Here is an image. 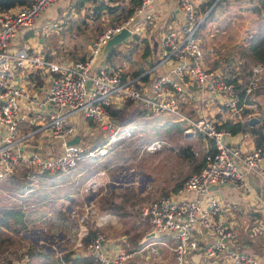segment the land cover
<instances>
[{"label":"built area","instance_id":"2783aa9c","mask_svg":"<svg viewBox=\"0 0 264 264\" xmlns=\"http://www.w3.org/2000/svg\"><path fill=\"white\" fill-rule=\"evenodd\" d=\"M57 1L61 0H30L14 8L0 7V178L19 166L50 172L74 169L85 158V151L86 156L95 154L83 142L82 117L95 119L108 135L114 131L116 120L111 107L126 99L142 103L148 110L171 113L185 126L184 131L201 134L203 163L173 192L159 195L145 206L154 234L142 246L126 249L116 243L109 248L104 244L106 234L97 232L85 244L86 252L98 264H129L137 256L151 258L153 263L165 258V247L172 254L168 264H197L198 254L202 257L199 264H264L257 254L237 243L233 222L223 216L222 199L213 191L215 186L233 183L242 193L255 194L259 202L255 210L260 212L264 226V140L244 147L225 123L235 119L254 90L264 84V65L253 64L243 86L242 76L230 79L209 66L199 31L208 11L201 9L198 0H172L181 9L179 24L168 27L156 60L135 75H123L120 68L101 64L99 57L107 39L122 27L131 29L129 36L139 34L141 21L154 19L156 0H139L122 21L105 24L82 59L59 61L27 44L19 46L25 41L24 32ZM22 67L34 71L43 68L51 74L42 97L28 92L20 79L22 72L14 77V71ZM208 101L214 103L213 109L206 106ZM34 107L48 118L38 119L39 126L32 132H47L52 141L60 142L57 151H47L48 144L30 149L23 143V117L27 113L30 123H35L30 114ZM77 134V142L66 143ZM164 142L155 138L146 149L156 151ZM252 177L259 181V193ZM93 210L88 206V213ZM0 264L6 263L0 260ZM7 264L22 262L13 258Z\"/></svg>","mask_w":264,"mask_h":264},{"label":"rangeland","instance_id":"374dc122","mask_svg":"<svg viewBox=\"0 0 264 264\" xmlns=\"http://www.w3.org/2000/svg\"><path fill=\"white\" fill-rule=\"evenodd\" d=\"M63 1L65 0L57 1L54 4ZM68 4L64 6L67 10L65 13L59 9L51 14V11L56 7L52 4L38 16L42 20L40 21L42 22L41 31L38 30V35H40L37 39L34 38L30 41L38 51L52 49L51 53L54 55L59 51V55L68 53V56H72V51L81 54L91 49L90 38L98 32L97 29L93 28L92 31L84 29L85 26L82 24L81 18L78 14L74 15L71 12V7ZM253 5L254 1L252 0L225 3L216 7L215 16L226 19V22L231 20V26L240 28L236 19L243 17L240 12L243 8L247 10L243 12L246 15L247 23L251 20L256 21V16L251 11ZM211 7L207 10L201 9L209 11ZM74 18L76 19L74 20ZM221 19L219 21L223 23ZM210 22L211 32L224 27L219 25L217 20L211 19ZM81 24L82 28L79 27ZM153 42L157 48L158 37ZM22 45L25 44L20 41L19 46ZM27 45L29 46V44ZM40 45H43V50L41 47H37ZM133 45V43L130 44L131 47ZM262 47L264 48V44ZM144 49L143 41L138 42V48L135 51L130 48L124 49L123 46L121 52L118 51L113 58L105 62L111 64L112 61H115L117 67L121 66V62L139 65L146 62V56L142 53ZM255 62L260 63V61ZM118 107L123 108V111L119 117L115 118L116 125H114V131L111 134L107 135L93 118L84 117L80 123L84 129L80 132L83 142L87 148L89 146L95 153L89 156L93 159L91 161L92 167L88 168L86 151L80 166L71 169L67 172L68 174L63 175L60 181L57 179L53 182L50 181V177H46L47 183L42 185L33 182L34 179L32 181L23 179L22 181L19 180L20 182L12 181L13 177L0 179V208H3L0 209V260L6 264L13 258H18L22 264H75L66 260L65 256L80 257L88 254L85 250L88 238H85L89 228L95 230V235L97 232H101L106 234L107 238L109 235L110 237L122 235L118 228L98 224L99 219L105 216H100V213L107 212L109 215V212H115L119 206H123L115 205L116 198H124L128 201L125 211L134 212L140 215L141 219L147 220L145 206L153 198L173 192L180 185L179 183H182L190 173L197 170L204 141L201 134L179 129L182 124H176L173 115L170 117L162 116L159 114L161 111L151 113V110L146 109L142 103H135L126 99L114 108ZM32 112L38 119L48 118L44 111H37L35 107ZM88 127H90V132ZM108 138H110L109 142ZM155 138L165 140L162 147L156 151L146 149V145ZM96 143L100 144L96 146ZM59 145L60 142L53 140L47 145L46 150L57 151ZM99 147H103L104 150L101 151ZM111 162L114 163L110 164ZM88 169L97 173L98 177L102 176V171H107L109 178L103 181L102 178L98 180L97 176H88ZM113 171L115 173L112 176L113 173L111 174V172ZM24 172L25 169H20L17 174L20 176ZM121 172L125 174L124 185L128 184L129 177L135 176V179L140 177L139 186L128 189H109L111 187L109 184L119 185L122 182L114 179ZM28 176L33 177L34 174L31 173ZM151 176L154 179L149 182L146 192L138 194L140 187L145 186L144 181ZM95 181H98L97 184L99 185L96 188H93V185L89 189L97 190L100 193H97V202L88 204V194L91 193H88V187ZM107 190H110V193ZM37 205H43L41 206L43 209H38ZM88 205H95L96 208L88 213ZM100 206H103L102 210ZM9 207L17 211L20 209L22 212L20 218L6 215L4 208L11 209ZM88 214L91 215L89 218ZM260 219L261 216L258 213L239 211L235 215L236 241L238 243L247 242L251 248L263 251L264 226L260 223ZM23 221L27 222L26 225ZM41 234L44 235V239ZM128 236L133 237V235ZM130 238H126L128 243L125 242V245L121 242L119 244L124 248L127 247L126 249L139 248L148 237L144 240L142 238V242L138 243L139 237L137 235L134 239L135 244ZM165 249L166 247L163 248L164 259L159 258L157 261L153 260L152 263L151 258L144 259V257L137 256L129 264H168L172 257H166L167 250Z\"/></svg>","mask_w":264,"mask_h":264},{"label":"crops","instance_id":"0c3cea01","mask_svg":"<svg viewBox=\"0 0 264 264\" xmlns=\"http://www.w3.org/2000/svg\"><path fill=\"white\" fill-rule=\"evenodd\" d=\"M69 1H71V0H69ZM69 1L65 0V4H64V2H58V3L53 4V5L64 6V5L68 4ZM100 1L101 0H98V1L97 0H85L84 4L82 5V7L80 9L75 8V5L73 3L74 0H72L68 4L69 7H71L70 8L71 12L74 13V15H77V14L79 15V17L82 20V24L85 26L84 29H87V31H88V29H89V31H92L93 28L96 30L99 23L102 25V27L105 24L111 23L110 19H111L112 15L110 14L108 7H103L100 10H96L95 4L99 3ZM122 1L124 2L127 0H122ZM198 1H200V5H201V2L206 1V0H198ZM104 3L109 4V5H115V4H119L122 2H121V0H104ZM16 5H19V4H15L10 8H14V7H16ZM156 6L158 8V11L156 12V15L154 16V19L149 20V21L142 20L141 26L138 27V28H141V31L140 32L135 31V32H139V34L133 32L134 35L127 37L126 39H124L120 43L113 46V47L118 46L119 50H117V52L118 51L121 52V50L123 49V46H124V49L130 48L131 50L134 49L133 51H135L138 48V42L143 41L145 49L142 51V53L146 56V62L141 63L139 65H136V64L133 65L129 59L128 60L130 63H124V62L122 63L121 62L120 63L121 66H119L118 68H120L123 75H129V74L135 75L138 72H140L142 68H144L146 66H150L156 60V58L159 54L161 37L165 34L168 27L175 26V25L179 24L181 9L179 8V5L175 1H172V0H156ZM57 8L58 7H55L54 10L51 11V14H54L56 12V10L58 11ZM7 9H9V8H7ZM62 11H64V13H65L67 10L65 9V7H63ZM67 13H69V12H67ZM100 18H101V21H100ZM75 19L76 18H74V20ZM74 20H73V22H74ZM40 21H42V20L38 18L35 25L33 27H30L29 29H27L24 32V36H23V39L25 41L24 42L22 41V44H29V47L32 48L33 50H37V48H36V46L32 45V43L30 41H32L34 38L37 39L38 36L40 35V34L38 35V30L41 31V26H42V22H40ZM82 24L79 26L80 28H82ZM88 24H89V28H88ZM84 29H83V31H84ZM229 29H227V30L215 29L213 32H211V34L209 33L210 34L209 37H215L216 41L218 43L222 44V46H230L231 45L232 48H235L234 45H232V44L237 43L238 38L235 35L237 32H234V30L232 29V31L230 32V35H228ZM97 33L98 32L94 33V36H91V38H90V44L91 45H92V41H93V39ZM140 35L142 36L141 39L139 38ZM156 37H158V40H159V44H158L157 48L155 47V44L153 42ZM131 43L134 44L132 47L130 46ZM212 45L213 44L210 40H208L206 42V44L204 43V46L206 49L207 64L209 66H212V67L219 69L223 73H226V69L224 68L225 62L223 61V58L220 57V54L217 52V50H214L212 48ZM37 47H41L42 50L44 48L43 45H40ZM113 47H112V49H113ZM112 49H111L110 53L112 52ZM51 50L52 49H48L46 51L43 50V51L49 57H53L54 59L59 60V61H61V60H63V61H76V60L82 59L81 58L82 55L86 56L87 53L90 51L88 49L87 51H85L81 54L77 53L76 51H72V56H70V55L68 56V53H63L62 55H59V51L54 55L51 53ZM110 53H109V55H110ZM109 55L105 59L100 60L101 64H103V63L109 64V63L105 62L106 60L110 59V58H108ZM131 60H132V58H131ZM214 60L218 61V65L214 64ZM112 62L115 63V61H112ZM112 62H111V64H112ZM239 62H240V60H239ZM115 65H117V63H115ZM235 67H236V72L233 73L232 77L239 74L238 65H236ZM135 70H137L138 72L133 73ZM14 72H16L14 77H18L22 72V76H20V79L22 81H24L23 82L24 84H26L28 92L30 91V94H32V95L34 94L33 92H36L35 94L38 97L43 96V94L45 93V88L47 86V82L51 80V74L46 72L45 69H43V68H38V69H35V71H34L33 69H28V67H22L20 69H16ZM239 75H241V74H239ZM190 101L192 103H195V100L192 98L190 99ZM252 101H253V104H252ZM257 103H258V105H260V108L258 110H253V111L246 112V113H244L242 110L236 114L235 119H228V120H226L225 123L227 124V121H231L232 123L240 122V121L249 123V119L251 116H257L260 120V117L262 115H264V104H263L264 103V93L255 92L252 95V99H249L244 107L250 106L251 104H252V106H256ZM206 106H208L210 109H213L214 103H210L208 101ZM31 111H30V114L34 116L36 121H35V123H33V122L30 123V115L27 116V113L24 114L22 125L20 128L21 133L23 135H26V138L24 139L23 143L25 144L26 147H29L30 149H36V148L42 149L43 146H46L47 144L49 145L50 143H52V140H51L50 135L47 132H39V131L32 132L33 129H35V127H37L39 125H38V121H37L38 118ZM248 115H250V117H249V119H246V117ZM83 118L84 117H82V119ZM82 119H81L80 123H82ZM81 129H82V127H81ZM82 130L84 131V129H82ZM88 130L90 132V127H88ZM232 131L235 135V139H238L240 141V143L243 144L244 147H250V146L256 144L254 133L252 131H250L249 129H242L241 128L240 130H232ZM91 161H93V159L88 157V168L93 166ZM112 163H114V162H111L110 164H112ZM123 172L119 173L117 176L114 177V179L116 181H122V182H120L119 185H116L115 183L109 184V186H111L109 189H115V188L128 189L131 187L135 188V187L139 186L138 182H140V177L138 179H135V176L129 177L128 184L124 185L123 179H125L124 178L125 174ZM114 173H115L114 171L111 172L112 176L114 175ZM107 174H108L107 171H102V176L98 177L97 173L88 169V176H90V175L97 176L98 180L100 178H102L103 181L104 180L106 181L109 178V176H107ZM153 179H154V177L151 176L149 179L145 180L144 181L145 186L142 188L140 187V191L138 194H140V192H146V188H148L149 182L152 181ZM97 182L98 181L93 182L88 187V193L91 192L90 194H88V204H94L95 202H97V198H98L97 193H100V192H97V190L89 189L93 185H94L93 188H96L99 185V184H97ZM252 182L254 183V186H255L256 190H258V193H259L260 192L259 191V188H260L259 181L256 178L252 177ZM213 191L216 194H218V196L222 199L223 216L225 217L226 220L232 221L234 227L236 224L235 215L239 211H250L252 213L255 212V213H258L260 215V212L255 210V206H254V205H258V203H259L255 194H253V193L244 194L239 189H237L233 183H229L227 185H222V186H218V187L215 186L213 188ZM107 192L110 193V190H107ZM108 193H105V194H108ZM127 202L128 201L125 200L124 198L123 199L116 198L115 199V205H123V206H119L118 210H116L115 212H109L110 213L109 215H107V212H105L103 214L100 213V216H103V215H105V216L102 217L101 219H99L98 224L103 225V226H113L115 229L118 228V231H121V233H122L121 236H116V237H110V235L108 236V238L106 239L104 244L109 248H113L114 245L116 243H119V242H121L125 245V242H127L126 238H130L128 235H133V237L130 239L134 242V244L136 243L134 241V239L138 235V237H139L138 243H141L142 242L141 239L143 238V236L150 230L151 225L149 224L150 222H149L148 217H147L148 221L143 220V219H141L142 217L140 215H137L134 212L125 211ZM100 205H102V204H100ZM92 207L94 209L96 208L95 205H92ZM100 209L102 210L103 206H100ZM90 216L91 215L88 214V218ZM138 216L140 217L139 219H138ZM254 226H255V224H254ZM41 237L44 239V235L41 234ZM120 238H121V240H120ZM239 244L242 247L249 249L250 252L257 254L259 256V258L264 262V250L262 251L259 249L251 248L250 244L247 242H244V243L242 242ZM165 250H167V252L165 253L166 256L167 257L171 256V250L169 251V249L167 247ZM168 252H169V254H167ZM46 256H48V255L46 254ZM200 259H202L201 254H198L196 256V260H198L197 264H199Z\"/></svg>","mask_w":264,"mask_h":264},{"label":"trees","instance_id":"16d2710c","mask_svg":"<svg viewBox=\"0 0 264 264\" xmlns=\"http://www.w3.org/2000/svg\"><path fill=\"white\" fill-rule=\"evenodd\" d=\"M29 1L30 0H0V7L3 9H7V8L12 7L15 4H23V3H27ZM84 1L85 0H74L73 3L75 5V8L80 9L82 7V5L84 4ZM101 1L99 3L95 4L96 10H100L103 7H108L109 12L112 15L110 22L114 23V22H120L124 18H126L128 15H130L134 11L135 6L137 5L139 0H127L124 2L121 0L122 3L115 4V5L106 4V3H104V0H101ZM235 1H237V0H206V1H202L201 6L205 10H207L209 7H211V5L213 3L214 4L209 9L204 20L202 21V24H201L199 31L203 36L204 43L206 44V42L208 40H210L213 44L212 48L214 50H217V52L220 54V57L223 58V61L225 62L224 68L226 69L225 74L230 79H234V80H236L237 77L242 76L243 82L241 83V85L243 86L247 82L248 76L251 73L252 65L255 63H258L255 61H260V63H262L264 65V48L262 47L264 44V0H252V1H254V5L251 7V11L256 16V21L251 20L249 23H247L246 15H245V13H243L247 10L245 8H243L242 11H240L243 14V17L241 19H236V22L239 23L240 28L231 26V22H230L231 20L226 22V19H221V18H218L217 16H215V14H216L215 9L217 6L223 5L225 3L231 4ZM248 1H250V0H248ZM63 2L65 4V1H63ZM241 4H243V3H241ZM55 6L58 7L57 8L58 10L59 9L62 10V8L65 5L64 6L55 5ZM211 19L217 20L219 25L224 26L222 28L223 30L224 29L227 30L230 28L228 31V35H230V32L232 31V29L234 30V32H237L235 34L238 38L237 43L232 44V45H234L235 48H232L231 45L230 46H222V44H220L216 41L215 37H209V33L211 32V30H210V23H211L210 20ZM219 19L223 20V23H220ZM102 28H103L102 25L99 23L97 26V31L99 32ZM117 50L118 49L116 47H113L112 52L110 53L108 58L111 59L113 56H115L117 54ZM84 57H85V55H82L81 58H84ZM239 60H240V62H239ZM112 64L115 65V63H113V62H112ZM214 64L218 65V61L214 60ZM236 65H238L239 74H241V75L237 74L235 77H232L233 73L236 72V67H235ZM137 72L138 71L135 70L133 73H137ZM255 92L264 93V84H261L259 87H257L254 90V93ZM241 94L243 95L244 93L242 92ZM252 104H253V101H252ZM252 104L250 106L243 107V112L246 113V112H250L253 110H258L260 108V105H258V103L256 106H252ZM122 111H123V108H119V107L118 108H114V107L110 108V112H111V115L113 118L119 117L121 115ZM151 113H154V112L151 111ZM159 114H161L162 116H168V117L172 116L171 113L165 112V111H161V113H159ZM175 123L176 124H182L180 121H177V122L175 121ZM227 124L232 128V130H240L242 128V129H249L250 131H252L254 133L256 144H258L264 140V115H262L260 117V120L258 122H256L254 125H251L248 122H241V121L240 122H234V123H232L231 121H227ZM115 125H116V120H115ZM182 125L179 126V129H181V130H183L185 127L184 125L183 126ZM188 134H190V133H188ZM98 144H100V143H96V146ZM83 159H80L78 161V164L76 165V167L80 166V163L82 162ZM202 163H203V156H200V162H199L197 170L201 167ZM107 164H108V162H107ZM20 169H23V170L25 169V172L23 174H21L20 176H18L17 173ZM31 173L34 174L33 177L28 176ZM65 174H68V173L64 172V171L50 172V171H45V170L31 169V168L26 167V166H19L13 173L9 174L6 177H8V178L13 177L12 181H14V182L19 181V180L22 181L23 179L32 181V179H34L33 182L40 183L43 185L44 183H47L45 180L46 177H50V181L55 182L57 179H58V181H60L62 179L63 175L65 176ZM57 176H61V177H57ZM8 178H5V179H8ZM5 179H3V180H5ZM182 183H179V184L181 185ZM41 206H43V205H41ZM41 206L37 205L36 207L38 209H43ZM56 207H57V205H56ZM9 208H11V207H9ZM19 208H21V207H19ZM0 209H3V208H0ZM11 209L4 208L5 214L14 216L15 218L16 217L20 218V216L22 215L21 214L22 212L20 211V209H18V211L14 210V209L11 210ZM58 209H60V208L58 207ZM23 223H24V225H26L27 222L23 221ZM94 235H95V230L92 228H89L85 239L88 238V241H89V239L91 237H93ZM85 239H84V241H86ZM65 258H66V260H70V261H72V263H75V264L76 263L98 264L97 262L94 261L93 256L90 254H87L86 256L81 255L80 257H77V256L72 257L71 255H66Z\"/></svg>","mask_w":264,"mask_h":264},{"label":"water","instance_id":"95a60500","mask_svg":"<svg viewBox=\"0 0 264 264\" xmlns=\"http://www.w3.org/2000/svg\"><path fill=\"white\" fill-rule=\"evenodd\" d=\"M132 31L129 27L124 26L121 28V30H119L118 32L114 33L110 38L107 39V41L105 42V44L103 45L100 57H99V61L101 59H105L113 46H115L116 44L120 43L121 41H123L124 39H126L129 35H131ZM89 83V81H88ZM259 120V118L257 116H251L249 119V123L250 124H255L257 121ZM79 135H74L71 138H69L66 143H74L77 142L79 140ZM154 231H149L147 232L144 237L143 240L147 237H149L150 235H153Z\"/></svg>","mask_w":264,"mask_h":264}]
</instances>
